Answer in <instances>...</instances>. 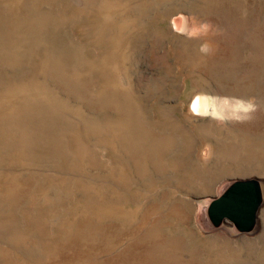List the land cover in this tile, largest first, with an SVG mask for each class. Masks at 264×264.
Returning <instances> with one entry per match:
<instances>
[{"label": "rangeland", "instance_id": "obj_1", "mask_svg": "<svg viewBox=\"0 0 264 264\" xmlns=\"http://www.w3.org/2000/svg\"><path fill=\"white\" fill-rule=\"evenodd\" d=\"M253 177L254 229L215 226ZM263 232L264 0H0V264H248Z\"/></svg>", "mask_w": 264, "mask_h": 264}, {"label": "water", "instance_id": "obj_2", "mask_svg": "<svg viewBox=\"0 0 264 264\" xmlns=\"http://www.w3.org/2000/svg\"><path fill=\"white\" fill-rule=\"evenodd\" d=\"M262 202L263 194L259 179L239 178L212 201L208 215L215 226L228 219L240 232H250L256 225Z\"/></svg>", "mask_w": 264, "mask_h": 264}, {"label": "bare ground", "instance_id": "obj_3", "mask_svg": "<svg viewBox=\"0 0 264 264\" xmlns=\"http://www.w3.org/2000/svg\"><path fill=\"white\" fill-rule=\"evenodd\" d=\"M222 91V90H221ZM159 93V92H158ZM154 94V93H153ZM155 96V95H154ZM200 96V95H198ZM141 101V100H140ZM141 104V103H140ZM192 108L194 111L196 112H201L203 111L204 108V100L202 97H197L192 103ZM138 110V109H137ZM139 110H140V106H139ZM138 110V111H139ZM136 111V110H135ZM203 113V112H202ZM136 114V113H135ZM143 114L142 112H140L139 115ZM138 116V114H137ZM140 117V116H139ZM144 117V115H143ZM141 119V118H138ZM145 118H143L144 121ZM138 122H142L140 120H137ZM168 121V120H167ZM173 123V122H170ZM174 124V123H173ZM170 126H175V125H170ZM147 127V126H146ZM256 140V139H255ZM237 141V140H236ZM232 142H235L232 140ZM256 143V142H255ZM220 153L221 155H231V156H235V154H237L239 156V154L242 152L244 154L247 153V155L251 158L254 156V152L256 151V147L255 144H253L252 142H250L249 140L246 141H239L237 143H227V144H222L221 148H220ZM219 153V154H220ZM226 158V157H225ZM232 158V157H231ZM172 159V158H171ZM234 159V158H233ZM232 159V160H233ZM174 162V161H173ZM233 162V161H232ZM235 163V162H234ZM240 165V164H239ZM247 165V164H246ZM251 165V164H250ZM244 166V165H243ZM247 168V167H246ZM246 168H242L240 166L236 167V172H245L247 171ZM253 168V167H250ZM226 169H218L215 171H211L208 170L206 174H200L199 176H204L207 177L208 179H211L214 177V175L219 172V171H225ZM235 172V171H234ZM207 181V180H206ZM186 184V182L184 183ZM191 186V185H190ZM193 187V186H192ZM193 193V192H192ZM184 217V215H182ZM180 216V217H182ZM174 219V218H173ZM175 220V219H174ZM190 231V229H189ZM194 233V232H193ZM198 233V232H197ZM260 238L256 241H258V245H244L243 248H241V252H235L236 255L234 253L230 254L231 259H236L238 263H241L243 260L245 261V263L248 264H264V232L259 236ZM201 240V239H200ZM252 242V241H251ZM255 242V241H254ZM256 244V243H255ZM228 248H230V243L227 245ZM203 249V247H201ZM208 259H210V257L208 256ZM166 260V259H165ZM251 262V263H249Z\"/></svg>", "mask_w": 264, "mask_h": 264}, {"label": "clouds", "instance_id": "obj_4", "mask_svg": "<svg viewBox=\"0 0 264 264\" xmlns=\"http://www.w3.org/2000/svg\"><path fill=\"white\" fill-rule=\"evenodd\" d=\"M250 108H251V106H249V108H246V109H244V110H245V111H248Z\"/></svg>", "mask_w": 264, "mask_h": 264}]
</instances>
